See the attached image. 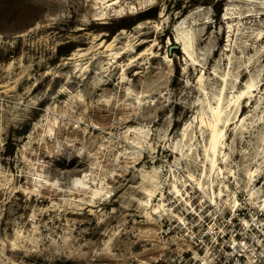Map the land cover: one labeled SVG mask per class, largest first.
Returning a JSON list of instances; mask_svg holds the SVG:
<instances>
[{
  "label": "rangeland",
  "instance_id": "1",
  "mask_svg": "<svg viewBox=\"0 0 264 264\" xmlns=\"http://www.w3.org/2000/svg\"><path fill=\"white\" fill-rule=\"evenodd\" d=\"M0 264H264V0H0Z\"/></svg>",
  "mask_w": 264,
  "mask_h": 264
},
{
  "label": "trees",
  "instance_id": "2",
  "mask_svg": "<svg viewBox=\"0 0 264 264\" xmlns=\"http://www.w3.org/2000/svg\"><path fill=\"white\" fill-rule=\"evenodd\" d=\"M139 22V20H137L133 25H135L136 23H138ZM124 27H118L117 28V31L119 30V29H123ZM110 32V34L111 35H114V31H109Z\"/></svg>",
  "mask_w": 264,
  "mask_h": 264
},
{
  "label": "bare ground",
  "instance_id": "3",
  "mask_svg": "<svg viewBox=\"0 0 264 264\" xmlns=\"http://www.w3.org/2000/svg\"><path fill=\"white\" fill-rule=\"evenodd\" d=\"M215 139H216V136L213 137V147H212V150L214 151V148H215ZM19 254V253H18Z\"/></svg>",
  "mask_w": 264,
  "mask_h": 264
}]
</instances>
